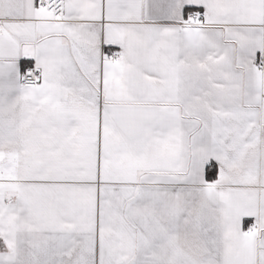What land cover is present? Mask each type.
<instances>
[{"label":"snow or ice","instance_id":"1","mask_svg":"<svg viewBox=\"0 0 264 264\" xmlns=\"http://www.w3.org/2000/svg\"><path fill=\"white\" fill-rule=\"evenodd\" d=\"M0 264H264V0H0Z\"/></svg>","mask_w":264,"mask_h":264}]
</instances>
